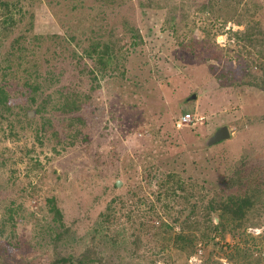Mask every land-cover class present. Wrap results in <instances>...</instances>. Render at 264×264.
Here are the masks:
<instances>
[{
	"label": "rangeland",
	"instance_id": "374dc122",
	"mask_svg": "<svg viewBox=\"0 0 264 264\" xmlns=\"http://www.w3.org/2000/svg\"><path fill=\"white\" fill-rule=\"evenodd\" d=\"M204 1L19 0L13 9L15 17L22 18L16 33L25 31L31 22L33 33L47 37L25 58L36 65L39 80L52 78L51 89L77 91L81 105L77 103L75 111L63 113L47 104V113H36L31 101L34 97L40 101L43 94L31 92L23 85L22 77H12L11 73L1 79L6 63L1 59L7 43L0 45V85L8 92V103L13 111H33L28 116L30 124L18 122L14 115H8L10 121L0 118V221H6L4 235L13 229L2 258L10 260L9 264H48L52 248L50 244L42 245L34 235L37 222L50 220L46 206L50 194L56 197L63 220L70 227L65 235L66 246L70 243L75 253L94 246L100 257L96 264H222L225 260L236 264L226 251L236 243L243 245L237 231L234 238L227 233L222 239L217 233L214 241L198 240L200 255L188 256L170 242L162 246L163 240L152 235V230H141L138 239L132 241V231L139 221L149 217L156 221L155 212L172 224V235L178 232L170 217L187 203L159 194L156 179L165 173L196 184L197 192L190 202L197 206L202 194L218 197L238 192L239 186L232 183L235 169H240L248 181L263 176L264 92L234 85L231 81L236 80L235 75L225 69L217 73L224 60L235 61L234 30L230 27V23L236 25L234 22L227 23L215 39L227 38L219 43L224 58L215 72L193 53L192 36L206 41L195 46L201 54L212 49L214 38L206 27L215 20L198 9ZM179 2L183 9L178 7ZM122 17L138 28L141 42L131 46L132 33L127 35L120 52L125 55L121 68L124 76L118 72L97 73L93 78L88 71L93 66L91 59L86 55L82 59L70 57L71 50L81 55V47L97 36L99 28L103 31L111 26L113 34L120 36ZM259 19L264 22V7ZM102 37L111 38L105 31ZM209 62L219 64L213 59ZM192 94L195 97L189 98ZM179 109L200 119L177 126ZM46 115L51 117L52 125L38 132L37 126ZM138 117L142 119L140 124L135 120ZM8 122L16 135L7 133ZM222 124L229 127L230 138L207 145L208 137ZM53 130L58 131L62 141L52 135ZM75 130L79 133L71 137ZM149 148L159 149L158 154L148 157ZM150 162L155 166L154 180L144 171ZM117 180L119 185H114ZM225 182L227 186H223ZM10 201L19 205L12 219L7 218L4 208ZM164 202L169 208L164 209ZM106 211L111 215L108 220L102 215ZM213 218L218 222L216 212ZM201 221L203 226L204 219ZM257 228L264 229V223L246 227L244 234L253 235L249 229ZM257 238L261 240L256 245L260 250L254 248L252 257L264 263V254L255 255L264 252V232ZM61 245L62 250L64 242Z\"/></svg>",
	"mask_w": 264,
	"mask_h": 264
},
{
	"label": "trees",
	"instance_id": "16d2710c",
	"mask_svg": "<svg viewBox=\"0 0 264 264\" xmlns=\"http://www.w3.org/2000/svg\"><path fill=\"white\" fill-rule=\"evenodd\" d=\"M18 2L19 0L15 2L0 0V8L2 9L0 14L3 15L0 20V45L2 46L4 43H7L5 55L3 56V60L1 59V61L6 62L2 65L4 69L1 79H7L8 73H11L12 77H22L23 85L28 86L31 92H36L37 94V92L40 91L43 94V98L40 101H38V99L36 101L34 97L33 101H31V106L35 105L33 108L36 110V113H47V104H50L52 108L63 113L75 111L78 104L80 103L79 105H81V100L77 97L79 93L77 94V91L73 90L64 92L63 89L60 88L51 89L52 78H46L45 76L42 80H39L40 74L36 69V65L34 63H29L30 60L25 58L27 54L33 53L31 49L34 47L40 48L42 40L47 37L42 34L33 33L31 22L28 23V26H25V31L16 33V26L22 19L20 15L15 17L13 14V9L17 7ZM150 3H153V0H150ZM148 4L149 3L146 5ZM178 4V7L183 9L181 2ZM198 6L199 10L205 11L207 15L215 20L212 24L210 23V27H206L207 32L211 31L210 36L214 39L212 41V49H205L206 52L201 54L199 48L195 46L197 42L204 45L205 40H198L195 36H192L190 42L195 44V46L192 47L193 53L202 57L209 65L210 70L215 72L217 66L222 63L221 59L224 58L222 52L224 48L215 40L217 35L223 32V28L229 22H234L238 26L243 25V31H231V35L234 38L235 61L231 62L224 60L221 69L217 73L222 74V70L225 69L228 73L235 75L236 80L231 81L234 85L238 87L248 86L264 92V22L259 19L264 3L259 2V0H205ZM19 12L20 10H18V13ZM171 12H173V10ZM184 16L185 13H182L181 17L184 18ZM168 17H171V15ZM120 24L122 26V32L119 34L120 36L113 34V27L111 26L107 28V30L103 29V31H100L101 28H99V33L95 34L97 36L92 37L87 46L81 47V55H79L77 51L71 50L70 57L82 59V56L86 55L91 59L93 66H91V69L88 68V71L92 74L93 78L97 76V73L101 75H114L115 72H118V74L124 76V71L121 68L123 67L125 55H123V53L120 55V52L122 46L126 44L127 35L130 34L129 32L132 33L131 35L133 38L130 43L131 46L140 43L141 39L138 28L134 25L130 26L131 23L125 17H122ZM104 31L109 34L111 38L107 37V39H104L102 37ZM50 45L52 47V44ZM47 47L48 46H46L45 49ZM53 52L55 53L57 51L54 49ZM211 59L216 60L219 64L209 62ZM232 64L235 65L232 66ZM20 72H24L25 75ZM32 75L34 78L33 80ZM47 90H52V93L47 92ZM131 91L133 92V90ZM53 94H59V96L57 95L54 98ZM8 100L9 96L7 90L4 85H0V118L8 119V115H14L18 122L30 124L31 118L28 117L27 110L20 109L13 111ZM131 106H134V104ZM185 111L184 109H179L178 118L185 113ZM42 118V121L37 126L38 132L52 125L50 116L46 115ZM78 120H80V118ZM135 120L139 124L142 123V119L139 117ZM8 121L10 120L8 119ZM147 129L149 130V127H147ZM7 133L16 135L11 122H8ZM78 133L79 132L75 130V134H71V137H75ZM53 134L57 139L59 138L57 130H53L52 135ZM37 138L40 139L39 137ZM60 141L62 140L58 139V142ZM158 151L159 149L153 150L149 148L146 153L148 157H153L158 154ZM152 164L151 162L147 163L144 166V171H146V176L154 180L157 177L153 172L155 166ZM233 173L234 178H232V183L239 186L238 192L223 195L224 197H217L216 195L208 197L202 194L199 197L201 204L198 206L190 202V197L194 198L195 192H197L195 191L196 184L193 185L192 182L186 183L180 181L175 178L172 173H165L157 178L156 184L162 191H160L159 194H163L165 197L173 196L175 199L181 198L183 203H187V207L183 205L182 208H179L176 215L170 217L172 223L178 226V232L172 235V224L162 220L155 212L154 218H156V221H153L150 217V219L147 218L145 221H139L138 226L132 231L134 235L132 241L135 242L138 239V233L141 230L148 232L152 230V235H159L163 240L162 246L170 242L178 251L186 253L189 256L196 253L199 248L196 244L198 240L205 242L208 240L214 241L213 235L217 233L222 239L225 238L227 233H232L231 236L234 238V233L237 231L239 233V242L242 239L243 245L242 243H236L228 248L226 251L228 258L236 264H253V262L258 264L259 262H256L252 257V250L254 248L260 250L256 245L261 242L259 239L261 237L257 238V236H253L249 233L244 234V232L245 228L248 226H256L264 223V172L261 177L253 176L250 180L251 182L248 181V178L241 175L242 172L240 169H235ZM253 174L254 173H252V175ZM114 185L116 184L114 183ZM223 186H227L226 182ZM222 189L225 190V188ZM23 191H26V189L23 188ZM46 206L50 214V220L46 223H38L36 221L38 226H35L36 234L34 236L38 235L42 245L46 246L50 244L52 248L50 253L51 258L48 259L47 263H99V253L94 246L89 245L78 253L72 250L70 243L66 246L67 242L65 235L70 227L65 224L63 212L58 206L57 199L53 194L47 197ZM18 207L19 205L14 204L13 201H10L4 206L8 219H12V215L14 217ZM163 207L167 209L169 205L164 202ZM187 208L190 209L188 213H185L184 211H186ZM213 212H216L218 222H215ZM183 213L184 216H182ZM102 215L105 220H108L111 216L109 211L103 212ZM201 219H204L205 222L203 226L201 225ZM5 222L0 221V235L4 236V239L0 238V264L10 263V260H6L5 257L4 259L2 258L7 252L5 250L8 243H10L9 237L13 235V229L11 228L9 234L4 235ZM243 234L245 236H241ZM90 237L93 240L95 239L94 234ZM35 241L37 242V239ZM63 242L65 247L61 250L59 246H62L61 244ZM97 242H99V240ZM112 244H114V241ZM67 247L68 249H66ZM205 264H207V261Z\"/></svg>",
	"mask_w": 264,
	"mask_h": 264
},
{
	"label": "water",
	"instance_id": "95a60500",
	"mask_svg": "<svg viewBox=\"0 0 264 264\" xmlns=\"http://www.w3.org/2000/svg\"><path fill=\"white\" fill-rule=\"evenodd\" d=\"M194 97L195 94H192L189 98H194ZM32 113H33L32 110H28V116H31ZM230 136H231V131L229 127L226 124H222L215 130V132L212 133V135L208 137L206 144L213 145L223 140L229 139ZM119 183H120L119 180H117L116 185H119Z\"/></svg>",
	"mask_w": 264,
	"mask_h": 264
},
{
	"label": "built area",
	"instance_id": "2783aa9c",
	"mask_svg": "<svg viewBox=\"0 0 264 264\" xmlns=\"http://www.w3.org/2000/svg\"><path fill=\"white\" fill-rule=\"evenodd\" d=\"M200 119L199 116L193 115L190 112L183 113L179 118L176 119V125L182 126V125H190L191 123H196L197 120ZM201 250H198V254H200ZM260 254V256H263L264 252H258L255 255ZM258 264H264L262 261H260Z\"/></svg>",
	"mask_w": 264,
	"mask_h": 264
},
{
	"label": "clouds",
	"instance_id": "9594fccd",
	"mask_svg": "<svg viewBox=\"0 0 264 264\" xmlns=\"http://www.w3.org/2000/svg\"><path fill=\"white\" fill-rule=\"evenodd\" d=\"M230 27L232 28V30H239V31H243L244 30V27L242 26V25H240V26H237V25H231V23H230ZM226 37H218L217 38V42L218 43H220L221 41H226ZM249 232L250 233H252L253 235H255V236H259L262 232H264V229H260V228H257V229H249ZM198 250H200V248L199 249H197V251ZM201 253V252H200ZM194 254H198V252H196V253H194ZM193 259H195V258H193ZM222 264H227V261L225 260V261H223L222 262Z\"/></svg>",
	"mask_w": 264,
	"mask_h": 264
},
{
	"label": "bare ground",
	"instance_id": "6f19581e",
	"mask_svg": "<svg viewBox=\"0 0 264 264\" xmlns=\"http://www.w3.org/2000/svg\"><path fill=\"white\" fill-rule=\"evenodd\" d=\"M200 255V254H199Z\"/></svg>",
	"mask_w": 264,
	"mask_h": 264
}]
</instances>
